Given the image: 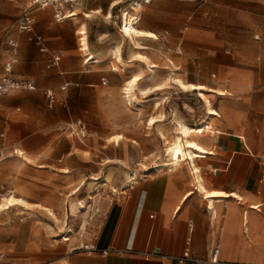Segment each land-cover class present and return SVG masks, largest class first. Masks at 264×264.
<instances>
[{
  "label": "crops",
  "instance_id": "obj_1",
  "mask_svg": "<svg viewBox=\"0 0 264 264\" xmlns=\"http://www.w3.org/2000/svg\"><path fill=\"white\" fill-rule=\"evenodd\" d=\"M229 1L246 6L247 10L236 11V14L255 29L258 36L254 39L259 44L245 47L244 70L237 72L235 69L236 72L230 75V92H224L226 95L220 97L224 98L223 103L214 109L220 115L213 121L219 128L204 120L202 122L205 123L202 131L208 135L203 133L198 139V144L206 151L203 158L193 162L199 169L198 174L192 171L190 160L157 169L164 158L157 156V148L147 133H153V128L146 127L144 135L136 137L133 144L119 140L116 145L110 140L114 136L110 135L117 133L116 136H120L121 129L108 109L97 103L86 105L81 115L85 122L77 120L87 128L86 138L83 140L74 135L82 146L63 140L64 146L60 150L62 157H69L70 172L66 177L69 189L73 188L66 198H70V202L74 201L73 197L79 200L80 191L86 187L91 189L86 191V195L102 192L104 197L97 204L100 218L93 222L87 219V225L94 226V229L91 234L80 236V241L81 245L92 243L98 251L107 250L108 253L102 256L97 251H70L48 264H210L208 260L215 246L218 248L215 264H264V0ZM63 3L68 4L66 15L69 17L56 22L53 12L52 18L44 19L42 27L50 30L43 35L51 36L47 38L49 41L34 32L35 12L45 8L34 9L32 32L21 34L27 35L28 41L45 58L46 69H56V95L68 87L78 88L79 95H82L78 96L79 99L86 100L90 96L94 101H101V93L92 91L85 94L82 90L97 88L113 73L95 54L114 53L116 49L120 52V44L113 46L106 42L111 39L109 31L114 29L111 23L116 24L114 20L120 12L121 2L69 0ZM9 4L18 6V16L11 26L13 32L5 40L6 51L0 74L3 64L11 56L7 41L14 40L20 52L13 33L20 34L17 21L25 2L0 0V14L13 13ZM106 28L111 29L105 32L103 29ZM82 29L86 33L88 52L100 60L98 64H88L87 67L81 64L77 54L80 51L78 31ZM36 36L41 37L42 46L48 50L46 54L39 52V46L34 42ZM128 43L132 45V51L137 50L133 46L137 43L135 40L128 39ZM54 53L60 55V61L57 66L48 68ZM18 61L12 67V76L35 82L33 74L15 72ZM35 84V91L12 92L6 96L38 91L44 96V91L50 90ZM44 99L47 105L45 96ZM157 110L163 109L158 107L154 112ZM70 119L71 116H65L58 124ZM10 122L6 118L5 126L10 127ZM70 125L67 130L73 137ZM26 128L20 125L17 131H28ZM5 145L4 134L0 133V148ZM16 151L12 153L18 155ZM79 152L84 155L77 154ZM130 174L135 178L132 184L126 183ZM198 178L204 191L198 188ZM60 203L61 200L58 206ZM90 209L87 207L85 212L88 217ZM186 249L190 255L188 260L179 262L177 259L182 258ZM10 251L9 245L0 243V258L7 260Z\"/></svg>",
  "mask_w": 264,
  "mask_h": 264
},
{
  "label": "rangeland",
  "instance_id": "obj_2",
  "mask_svg": "<svg viewBox=\"0 0 264 264\" xmlns=\"http://www.w3.org/2000/svg\"><path fill=\"white\" fill-rule=\"evenodd\" d=\"M133 1L137 0H120V12L114 20L116 24L111 23L114 29H103L105 32L111 29V39L106 44L122 46L120 58L125 64L124 69L117 64L114 53H96L113 73L109 79L100 82L97 88L82 90L85 94L92 91L101 93L103 100L94 101L90 96L86 100L79 99L78 96L82 95H79L78 88L69 87L56 95L52 109L47 108L41 91L0 97V133L4 134L7 144L0 148V200L12 196L25 203V206L17 205L7 211H0V243L9 245L11 250L7 260L0 258V264H48L79 247L80 236L85 237L93 231L94 226L87 225L88 216L85 213L87 207H90L86 191L91 189L83 188L77 197L79 200L72 198L75 202L66 198L73 190L69 189L66 177L70 172L69 157L60 154L65 142L63 140L82 146L74 135L72 137L69 134L67 126L77 120L85 122L81 115L86 105H103L113 116L121 132L120 136H116L117 133L110 135L114 136L110 139L112 142L113 138L120 137L121 142L133 144L136 137L144 135L148 127L147 120L159 117L152 127L153 133H147L157 148V156L164 158V143L159 132H163L170 140L176 132L177 122L193 127L200 125L207 115L197 92H182L169 79L175 78L183 83L203 85L228 93L231 89V73L236 72L235 69L237 72L244 70L245 47L259 44L254 39L258 36L255 29L236 14V11L247 10L243 4L229 0H150L149 4L143 2L138 11L130 13L140 18L137 28L152 33L155 39L135 38L144 48L132 51L129 38L124 37L120 31L124 25V11H129ZM9 5L13 13L0 14V67L5 56L6 37L13 32L11 26L18 16V6ZM57 5L61 6L63 13H68V4L58 0ZM53 12V6L35 12L34 32L46 42L51 36L45 37L43 33L50 29L42 25L46 17L52 18ZM13 35L20 48L15 72L20 74L27 71L36 76L32 79L40 88L57 90L56 69H46L45 58L28 41L27 35ZM133 46L137 48L134 43ZM136 52L149 64L155 65L152 73L144 60L133 62ZM77 55L80 56L82 66L84 64L87 67L90 62L86 63L83 53L78 51ZM77 55L74 56L75 61ZM139 73L143 78L133 88V105L130 107L124 98L123 87L130 77ZM145 89H151L152 93L143 96L141 90ZM206 96L211 101L212 109H217L224 100L220 98L223 96L213 97L210 93ZM157 106L163 110L154 112ZM65 116H71L70 121L58 124ZM6 118L11 121L10 127L4 124ZM219 118V114L217 117L212 116L209 125L219 128L218 123L213 122ZM20 125H25L28 131L18 132L17 127ZM203 133L202 128L197 130V138H202ZM14 150L23 152L21 158L12 153ZM77 154L84 155L81 152ZM99 195L104 197L102 192ZM60 200L61 205L58 206ZM81 200H84L86 208L77 211V218H71L70 204ZM45 209H50L57 220L51 219ZM69 229L73 230L71 234L67 233ZM63 238L69 239V242H63Z\"/></svg>",
  "mask_w": 264,
  "mask_h": 264
},
{
  "label": "bare ground",
  "instance_id": "obj_3",
  "mask_svg": "<svg viewBox=\"0 0 264 264\" xmlns=\"http://www.w3.org/2000/svg\"><path fill=\"white\" fill-rule=\"evenodd\" d=\"M143 2L146 4V3H149L150 0H137L132 4V7L129 9L128 12L124 11L125 12L123 15L124 25L121 28L120 32L123 34L124 37H127L130 40H134L135 38L136 39H144V40L145 39H151V40L155 39V36L152 33L148 32V31L139 30L137 28V26L140 22V18H139V16L132 15L130 13V12L138 11L142 7L141 4ZM69 16H67V17H69ZM86 16H88V15H86ZM84 32H85V30L83 31V29H82L78 33L80 36V38H79L80 52H82L83 55L85 56L86 62L87 63L90 62L88 64H93V65L98 64L99 61L97 60V58H93L92 55L89 54V52H88V48H87L88 44H86V42H87L86 38L87 37H85L86 33H84ZM134 45L137 46V48H135L137 50H141L144 48V47L140 46L138 43H134ZM137 52H136V54L133 55V61H137V63H138V62H143L142 60H144L145 63H148L146 61V59H144V57L142 55L138 54ZM114 54H115L117 64H119V67L121 65V68L124 69L125 64L121 61L119 50L116 49ZM154 66L148 63V68L150 69V73H152V68ZM142 78H143L142 75L139 73L138 75H134V76L130 77V79L125 83V86L123 87V94H124V98L127 102V106L131 107L133 105V103L131 102V97L133 96V88L142 80ZM169 80L172 84H174L176 87H178V89H180L182 92H187V93L188 92H197V97H199L203 101V104H204V107L206 110V114H207L205 119H204V122L209 123L212 119V116L213 117L218 116L216 111L214 109H212L211 101L209 100L208 96H206V95H207V93H210L213 95V97H214V95L225 96V93L223 91L207 88L203 85L183 83L181 80L175 79V78H170ZM151 93H152L151 89L141 90V94H143V96L151 94ZM157 108H158V106H157ZM158 118L159 117H150L147 120V126L149 128H152L154 126V124L158 122V120H157ZM203 124H205V123H200V125H196V126L192 127V126L183 125V124L177 122L176 128H175L176 132L173 134V137L170 140H168L166 138V136L163 132H159L158 135L163 140V143H164V150H163L164 160L161 161V163H160V165H158L159 167L157 169H159L160 167H166V166H170V165L177 166V165H180V163L185 162L186 160H190L193 163L194 160L203 158V155L206 154V151L204 150V148H202L198 144V138L196 135L197 130L202 128ZM119 140H120V137L113 138V142L116 145L118 144ZM16 152L18 153V155L20 157L23 155V153L18 151V150ZM1 160L2 159H0V161ZM23 160H26V158L23 157ZM192 167H193L192 171H194V173L198 174L199 169L194 165V163H193ZM174 170H175V167H174ZM132 175L130 174L127 177L126 183L132 184L133 180L135 179ZM199 178H198V185H199L198 188H199V190L204 191L203 185L201 183L202 181L200 182ZM207 201H209V200H207ZM17 205H24L25 206V203L22 200L17 199V198L12 197V196L11 197L10 196L9 197H2V199L0 200V211L1 212L7 211L10 208L17 206ZM85 208H86V204L84 203V201H80L78 203H71L70 204V217L71 218H77L76 217L77 211L84 210ZM45 212L48 216H50L51 219H53L55 221L57 220L54 213L51 212L50 209H45ZM72 232H73V230L69 229V231L67 233L71 234ZM62 241L67 242L68 239L63 238Z\"/></svg>",
  "mask_w": 264,
  "mask_h": 264
},
{
  "label": "built area",
  "instance_id": "obj_4",
  "mask_svg": "<svg viewBox=\"0 0 264 264\" xmlns=\"http://www.w3.org/2000/svg\"><path fill=\"white\" fill-rule=\"evenodd\" d=\"M6 2H14V1H23L25 2V6L21 11V14L17 21V31L21 33H31L34 25V9H44L48 6H53L54 8V15L53 18L56 22H62L67 15L63 13L62 8L60 5H57L58 0H4ZM64 2L69 0H62ZM34 42L37 46H39V52L42 54H46L48 50L42 46V39L40 36H36ZM7 45L10 47L11 56L10 58L3 64V71L0 74V97L6 96L12 92H29L37 90L36 84L34 81L25 79V78H15L12 76V67L18 61L19 49L18 45L14 40L7 41ZM59 54H51V61L48 68L55 67L58 65L60 61ZM62 90L65 89V86L61 88ZM44 96L47 102V108L52 109L55 101H56V94L53 90H45ZM69 131L71 134L75 135L78 138H85L87 135V128L82 124L81 121H76L75 123L69 126ZM204 128H208L205 126ZM101 196L99 195L98 191H94L93 193L89 194L87 200L91 207L90 212L91 214L87 218L89 222H93L100 218V209L97 207V204L101 201ZM96 202V204L94 203ZM74 251H83V252H100L102 256H105L108 251L107 250H100L98 251L94 244L88 243L80 245L77 248L72 250ZM217 254L218 248L215 246L211 253V258L209 261L210 264H215L217 262ZM189 254L187 249L184 251L182 258H178L179 262L188 260Z\"/></svg>",
  "mask_w": 264,
  "mask_h": 264
}]
</instances>
